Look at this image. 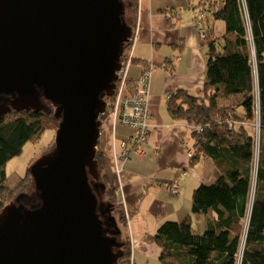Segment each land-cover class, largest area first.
I'll return each mask as SVG.
<instances>
[{
    "label": "water",
    "instance_id": "1",
    "mask_svg": "<svg viewBox=\"0 0 264 264\" xmlns=\"http://www.w3.org/2000/svg\"><path fill=\"white\" fill-rule=\"evenodd\" d=\"M127 8L125 0H0V120L51 108L59 120L53 150L29 169L38 201L26 207L20 194L0 212V264L123 258L114 212L106 223L98 213L110 204L95 157L134 38Z\"/></svg>",
    "mask_w": 264,
    "mask_h": 264
},
{
    "label": "trees",
    "instance_id": "2",
    "mask_svg": "<svg viewBox=\"0 0 264 264\" xmlns=\"http://www.w3.org/2000/svg\"><path fill=\"white\" fill-rule=\"evenodd\" d=\"M128 1L137 19L139 0ZM199 7L206 11L208 20L222 22L225 33L213 39L208 38L209 34L204 35L207 75L203 92L179 91L171 95L167 111L175 122L191 128L190 137L195 147L192 160L200 156L210 158L221 174L213 183L200 185L192 194L193 217L196 220L207 215L213 218L203 233L196 231L191 217L161 224L155 234V241L162 250L160 262L238 264L246 233L240 264H264V0H201L195 6ZM131 44L132 40L126 45L124 56ZM128 80L129 85L134 83ZM257 113L260 141L255 166L254 129L240 121L252 122ZM229 122L234 125L229 127ZM58 127L53 108L12 111L0 120V212L20 194L26 196L24 202L36 199V193H22L30 180L34 185L29 170L21 176L7 175L4 169L11 159L21 155L25 144L38 142L47 130L55 134ZM130 132L132 134L133 130ZM53 141L55 146V135ZM95 159L102 182L104 157L98 150ZM254 176L255 196L250 209ZM105 185L104 196L109 209L116 214L119 227L126 230L128 220L119 202L120 195L114 187ZM248 215L249 226L243 232V221ZM125 235L124 241L116 236L124 242V255L118 264L133 261L130 237Z\"/></svg>",
    "mask_w": 264,
    "mask_h": 264
},
{
    "label": "crops",
    "instance_id": "3",
    "mask_svg": "<svg viewBox=\"0 0 264 264\" xmlns=\"http://www.w3.org/2000/svg\"><path fill=\"white\" fill-rule=\"evenodd\" d=\"M195 1L139 0L137 19L130 8L126 12L135 35L134 63L128 67L127 76L135 81L146 69L152 71L148 96L150 136L143 153L132 155L122 165L114 157L131 132L118 136V128L108 121L106 130H101L97 150L104 157L102 182L118 191L127 216L128 226L122 230L124 234L129 230L132 264H161L162 250L155 241L159 227L165 221L190 218L194 191L202 184L213 183L221 174L210 158L192 160L189 153L194 156L195 147L191 128L175 122L167 111L171 95L179 91L199 94L204 90L205 36L209 34L208 38L213 39L218 35L217 23L208 20L206 14L197 24L202 7L195 8L201 0ZM220 29L222 32V26ZM173 181L179 184L177 195L166 188ZM210 221L213 218L207 215L197 225L204 229Z\"/></svg>",
    "mask_w": 264,
    "mask_h": 264
},
{
    "label": "built area",
    "instance_id": "4",
    "mask_svg": "<svg viewBox=\"0 0 264 264\" xmlns=\"http://www.w3.org/2000/svg\"><path fill=\"white\" fill-rule=\"evenodd\" d=\"M132 61L133 49L131 47L129 52L122 59L123 69L122 72L119 73L120 79L116 83L117 88L115 90V95L108 100L106 113L101 116L102 118L106 115L114 128L116 125H121L130 127L133 130L132 134L120 143L121 152L115 154L114 157L115 161L122 165L129 161L132 155L143 153V146L148 142L150 133L148 96L152 71L151 68L146 69L138 80H135L132 85H129L127 69L132 64ZM228 124L229 127H232L231 122ZM192 155V152L189 153L190 157H192ZM166 188L174 195L179 194V184L177 181L167 184ZM253 201L254 198L251 199L250 195V209ZM249 220L250 215H248L246 229L249 226ZM244 239L246 240V233ZM244 246L245 242L244 244L242 243L241 253L238 256L239 262H241L242 259Z\"/></svg>",
    "mask_w": 264,
    "mask_h": 264
},
{
    "label": "rangeland",
    "instance_id": "5",
    "mask_svg": "<svg viewBox=\"0 0 264 264\" xmlns=\"http://www.w3.org/2000/svg\"><path fill=\"white\" fill-rule=\"evenodd\" d=\"M199 0H196L195 3H198ZM125 4L126 7H128L130 5L128 0H125ZM128 11V8L126 9V12ZM132 12V11H131ZM206 11L202 10V11H198L197 13V24L205 19L206 17ZM216 26V33L218 35L214 36L213 38H218L219 35H222L224 32V24L222 22H217ZM221 26H222V32H221ZM219 40V39H218ZM217 40V41H218ZM220 42V41H219ZM256 96H257V92H255ZM259 113L256 114V118L255 120H253L252 122H247V121H240L241 123L245 124V125H249L252 126L254 129V140L256 142V148H255V158H256V164L255 166H257V161H258V149H257V145H259V132H260V125H259V117H258ZM109 120H104L103 122V126H102V132L106 130V124L108 123ZM110 122V121H109ZM232 126L234 125L233 122ZM229 125V124H228ZM131 131V129L123 127V126H118V136H122L124 133H127ZM54 135L56 136V133L54 134V131L52 130H47L44 132V134L42 135L41 139L38 142H28L27 144H25L24 148H23V152L21 153V155L11 159L7 165L5 166V172L7 173V175H12V174H16V175H25L27 173V171L30 169V167L44 154L47 153L48 150L52 149L54 146ZM102 135V134H101ZM256 186V181H255V176L253 177V181H252V188ZM22 193H28L29 195H32L33 193H36V190L34 188L33 185V181L30 180L28 186L22 191ZM252 194V193H251ZM37 195V193H36ZM104 202L106 204H109L108 199L106 197V195L103 198ZM35 201H38L37 199H35ZM12 202V201H11ZM10 204V203H9ZM23 204H25L26 207H31L33 205H35V203H30L29 201L24 202ZM107 209H109V206L107 207ZM113 215L116 216V214L113 213ZM192 218V225L193 227L199 232V233H203L205 231V228H199V225H197L198 220H196L193 215H191ZM117 219V218H116ZM247 220L243 221V232L246 229V225H247ZM183 221V220H181ZM180 221V222H181ZM121 227V226H120ZM121 229H123L121 227ZM124 230V229H123ZM122 230V240L124 241L125 239V234ZM128 235L129 234V230H128ZM238 264H240L239 260H238Z\"/></svg>",
    "mask_w": 264,
    "mask_h": 264
},
{
    "label": "flooded vegetation",
    "instance_id": "6",
    "mask_svg": "<svg viewBox=\"0 0 264 264\" xmlns=\"http://www.w3.org/2000/svg\"><path fill=\"white\" fill-rule=\"evenodd\" d=\"M129 8H130V5H129ZM130 11H131V10H130ZM125 19H126V14H125ZM126 21H127V20H126ZM133 39H134V38H133ZM133 39H132V40H133ZM131 45H132V44H131ZM1 99H3V98H1ZM105 119L108 120L107 117H106V115L103 117V121H104ZM98 213H99L100 218L103 220L104 223H106L107 220H109L110 214H109V212H108L106 206L103 205V207L99 208ZM105 225H106V224H105ZM105 228H106V227H105ZM112 232H113V229L110 228V230H107L105 234H106L107 236H111V237H112V235H113ZM114 237H115V236H114ZM120 241H121V240H120Z\"/></svg>",
    "mask_w": 264,
    "mask_h": 264
},
{
    "label": "bare ground",
    "instance_id": "7",
    "mask_svg": "<svg viewBox=\"0 0 264 264\" xmlns=\"http://www.w3.org/2000/svg\"><path fill=\"white\" fill-rule=\"evenodd\" d=\"M116 127L118 128L117 125H116ZM149 136H150V133H149ZM253 198H254V187L252 188V194H251V199H253ZM244 242H245V239L243 241V244H244Z\"/></svg>",
    "mask_w": 264,
    "mask_h": 264
},
{
    "label": "clouds",
    "instance_id": "8",
    "mask_svg": "<svg viewBox=\"0 0 264 264\" xmlns=\"http://www.w3.org/2000/svg\"><path fill=\"white\" fill-rule=\"evenodd\" d=\"M258 94V93H257ZM258 96V95H257ZM101 120H102V126H103V117L101 118ZM102 126H101V130H102ZM257 149H258V151H259V145H257ZM193 156V155H192Z\"/></svg>",
    "mask_w": 264,
    "mask_h": 264
}]
</instances>
